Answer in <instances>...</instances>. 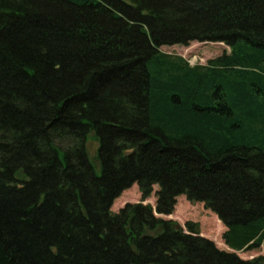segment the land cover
<instances>
[{
  "label": "trees",
  "instance_id": "obj_1",
  "mask_svg": "<svg viewBox=\"0 0 264 264\" xmlns=\"http://www.w3.org/2000/svg\"><path fill=\"white\" fill-rule=\"evenodd\" d=\"M194 42L230 53L161 51ZM181 196L236 253L157 216ZM262 246L264 0H0V264H264L237 254Z\"/></svg>",
  "mask_w": 264,
  "mask_h": 264
},
{
  "label": "rangeland",
  "instance_id": "obj_2",
  "mask_svg": "<svg viewBox=\"0 0 264 264\" xmlns=\"http://www.w3.org/2000/svg\"><path fill=\"white\" fill-rule=\"evenodd\" d=\"M161 51L171 56H181L185 58L191 65H206L210 60L215 59L225 52L230 53V49L223 43H199L194 42L187 47L184 46H170L162 47ZM90 147L94 152L97 151V143L91 144ZM159 187L156 186L154 193L145 204H150L154 208L156 206V192ZM141 202V194L138 186L135 185L130 190L122 193L112 208L114 213H119L126 204H137ZM167 220H173L179 225L186 227L187 223L192 222L199 225L201 236L214 241L218 248H226L224 235L226 227L212 211L205 208L204 204L189 202L186 197L178 198L177 205L173 214L168 216H161ZM228 249V248H226ZM244 260H251L253 258L264 256V246L258 250L244 251L237 253Z\"/></svg>",
  "mask_w": 264,
  "mask_h": 264
},
{
  "label": "crops",
  "instance_id": "obj_3",
  "mask_svg": "<svg viewBox=\"0 0 264 264\" xmlns=\"http://www.w3.org/2000/svg\"><path fill=\"white\" fill-rule=\"evenodd\" d=\"M227 248V247H226ZM226 248H223V250H230L229 248L228 249H226Z\"/></svg>",
  "mask_w": 264,
  "mask_h": 264
}]
</instances>
